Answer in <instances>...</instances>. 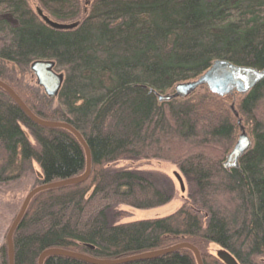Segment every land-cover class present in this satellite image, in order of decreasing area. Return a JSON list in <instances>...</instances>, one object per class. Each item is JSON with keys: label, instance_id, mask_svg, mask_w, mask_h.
<instances>
[{"label": "trees", "instance_id": "16d2710c", "mask_svg": "<svg viewBox=\"0 0 264 264\" xmlns=\"http://www.w3.org/2000/svg\"><path fill=\"white\" fill-rule=\"evenodd\" d=\"M37 1L51 18L76 25L55 27L26 0H0V81L37 118L77 131L89 149L91 172L80 185L32 198L13 235L14 264H38L50 249L116 261L180 244L195 247L202 264H221L211 246L239 264H259L264 80L244 95L233 89L218 97L202 87L168 102L158 96L198 79L215 61L263 69L264 0H93L81 20L78 0ZM35 61H53L63 74L56 98L21 79ZM238 120L252 145L238 169H226ZM120 160L175 165L187 185L182 206L166 217L113 223L117 206L147 210L172 199L144 172L111 167ZM32 161L41 170L35 187L86 169L84 149L69 131L35 124L0 89V184L19 180ZM0 264H8L6 241ZM43 264L89 263L51 256ZM125 264L197 262L192 251L179 249Z\"/></svg>", "mask_w": 264, "mask_h": 264}, {"label": "water", "instance_id": "95a60500", "mask_svg": "<svg viewBox=\"0 0 264 264\" xmlns=\"http://www.w3.org/2000/svg\"><path fill=\"white\" fill-rule=\"evenodd\" d=\"M50 24L52 26H57L63 29L71 28L70 26L56 25L52 23ZM30 71L36 78L37 86L43 90L44 94L50 99L56 98L63 84L64 76L62 73H57V71H55V63L53 61H35L31 64ZM263 80L264 68L261 70H257L250 67L235 66L229 63L228 61L219 60L215 61L212 66L198 79L178 84L177 86H175L173 93L160 95L158 96V100L160 102H168L180 97H186L202 87H207L210 93L218 97H223L227 95L233 89L236 91V93L244 95ZM0 89L3 90L12 99V101L22 110V112L35 124L44 128H62L69 131L78 140V142L84 149L86 159V169L84 174H82L81 176L74 177L65 181L37 186L27 193L6 235L8 264H14L13 235L19 223L21 222L32 198L37 194L47 190L59 189L72 185H80L87 181L91 172V157L85 141L83 140L81 135L77 131H75L70 125L65 123L43 121L37 118L29 111V109L24 105L21 99L8 85L0 81ZM231 111L233 115L238 118V113L235 111L233 105L231 106ZM237 125L239 126L240 133L238 135L235 145L226 157L224 163V167L226 169H238L239 159L251 148L252 145L251 139L245 132L244 128L241 126L240 120L237 121ZM175 177L179 182L181 190L183 191V181L181 177L178 174H175ZM179 249H188L192 251L197 264H202L199 252L197 251V249H195V247L189 244H180L169 249L146 253L116 261L94 260L87 256L80 255L77 253L50 249L44 251L39 256L38 264H43L44 260L51 256H60L77 259L89 264H125L134 261L154 259L159 256L172 253ZM213 255L221 264H239L237 260L225 249L216 247L215 251H213Z\"/></svg>", "mask_w": 264, "mask_h": 264}, {"label": "rangeland", "instance_id": "374dc122", "mask_svg": "<svg viewBox=\"0 0 264 264\" xmlns=\"http://www.w3.org/2000/svg\"><path fill=\"white\" fill-rule=\"evenodd\" d=\"M29 7L35 12L42 20L47 23L64 26H75L76 24L62 23L51 18L45 12H43L39 6L37 0H26ZM81 7L80 20L86 16L90 4L93 0H78ZM57 73H60L57 71ZM21 77V76H19ZM24 84L37 87L36 78L33 73L29 70L24 73L21 77ZM241 124L249 136L248 128L241 121ZM240 133V132H239ZM250 138V137H249ZM30 142L34 145V142L29 138ZM115 169H131L144 172L147 176H151L161 183L164 191L169 192L172 195V199L166 205L147 209V210H136L128 206L120 205L114 210L117 215L115 218L111 217V221L118 224H124L140 220H150L153 218H161L171 215L178 210L187 195L186 182L177 169V167L171 163L160 161V160H120L111 165ZM175 174H178L183 181V191L177 181ZM41 175V170L38 164L34 161L31 162V170L26 172L19 180L9 182L6 184H0V247L6 241L7 231L16 217L24 198L27 193L35 188L37 180ZM114 212V211H113ZM211 252L215 251L216 247L211 246ZM259 264H264V258L258 259Z\"/></svg>", "mask_w": 264, "mask_h": 264}]
</instances>
